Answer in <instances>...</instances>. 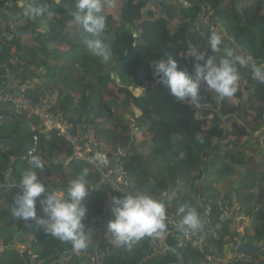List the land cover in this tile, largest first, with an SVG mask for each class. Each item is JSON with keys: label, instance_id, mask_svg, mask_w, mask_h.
I'll return each mask as SVG.
<instances>
[{"label": "trees", "instance_id": "obj_1", "mask_svg": "<svg viewBox=\"0 0 264 264\" xmlns=\"http://www.w3.org/2000/svg\"><path fill=\"white\" fill-rule=\"evenodd\" d=\"M102 3L107 17L104 32L93 36L79 21L80 30L69 38L65 36L67 26L58 16L73 13L75 0H0V65L13 73V83L41 82L27 86V98L38 102L44 95L51 98L55 94L56 102L51 110L61 112L81 133L92 131L94 138L108 149L109 156L119 149L125 151L122 162L130 174L128 193L151 196L164 204L167 216L175 215L180 220L181 207L195 208L203 221L209 206L211 227L202 226L206 235L199 252L202 261L208 256L222 257L224 247L240 237L234 226L237 228L242 222L244 240L253 238L259 243L251 264H264V188L261 186L264 171L257 179L256 172L262 170V165L256 163L255 156H249L247 148L254 145L253 135L264 127V98L259 96L258 103H252L236 92L234 98L239 102L234 103L233 98L222 99L202 85L199 106L188 100L178 101L165 86L157 83L151 67V63L171 56L194 77L196 61L190 56L193 47L208 56H216L217 61L227 47L233 50L231 59L239 76L247 78L245 88L252 90L258 81L252 78L250 68L241 67L234 57L241 52L244 57L251 56L256 64H264V0H102ZM33 4L47 5V11L33 19L28 12ZM109 7L114 13L107 11ZM204 9L212 11L213 20L226 33L224 37L220 34L223 44L219 53L210 50L209 29L203 26L198 31ZM18 14L13 26L11 16ZM176 19L179 24L170 29V23ZM68 20L76 22L73 15ZM14 29L29 35L2 38ZM28 38L32 44L27 43ZM96 39L110 50L107 60L88 51L87 42ZM50 42L54 45L53 52L49 49ZM65 43L70 44L69 49L60 51L58 46ZM138 89L143 92L138 93ZM231 118L234 119L229 132L225 123ZM111 122L113 128L106 129ZM1 123L7 125L0 129V183L5 174L11 172V177L10 186L0 192V221L4 214L9 216V211L2 209L3 202L15 209L21 175L30 168L28 152L33 148V134L28 136L27 132L31 126L42 130L38 119L16 113L11 104L0 105ZM231 136L236 139L230 141ZM243 139L247 140L241 143ZM142 149L149 151L147 157ZM72 150V145L56 132L39 134L38 153L44 167L34 170L49 191L66 192L71 180L88 169L89 188H98L84 202L87 207L84 223L88 230L92 220L104 213L112 215V197L124 195L101 185L100 177L91 172L86 162L71 160ZM152 162L158 163L155 173L149 169ZM239 169L243 170L242 183L237 189L234 187L239 184L231 188L232 183L228 193H224V180ZM164 192L169 196L162 199ZM222 201L231 202L232 213L223 208ZM237 206L239 209L235 211ZM37 214L38 218H46L39 201ZM15 221L12 217L3 225L11 229L7 230L8 236L2 231L0 264H62L66 257L65 264H96L95 253L103 257L102 264H181L179 255L173 252L153 254L152 237L115 246L106 225L96 224L89 234L83 252L92 256L87 258L76 255L70 243L38 229L33 220H21L19 227H14ZM249 222L252 226L246 231ZM212 229L218 237L213 236ZM251 231L255 232L253 237ZM17 233H20L18 244L30 238L28 252L17 249L14 243Z\"/></svg>", "mask_w": 264, "mask_h": 264}, {"label": "clouds", "instance_id": "obj_2", "mask_svg": "<svg viewBox=\"0 0 264 264\" xmlns=\"http://www.w3.org/2000/svg\"><path fill=\"white\" fill-rule=\"evenodd\" d=\"M46 11L47 5L33 4L28 8L33 19L42 16ZM72 15L76 21L82 22L84 30L93 36L103 33L106 29L107 17L103 14L102 0H75V11ZM209 44L213 53H219L223 44L222 36L212 31L209 35ZM87 49L95 56L105 60L109 58L110 50L100 39L89 40ZM190 56L196 61L194 77L180 68L171 56L151 63L157 83L165 86L178 101L188 100L199 106L202 85H206L222 99L237 92L240 77L231 59L232 49L225 47L224 55L219 61L216 56H208L195 47L190 50ZM236 62L241 67L250 68L252 78L264 84V64L250 63L246 58H237ZM28 164L30 168L23 172L19 181L13 216L18 220H33L38 229L62 242L70 243L74 252H83L87 248L89 237L84 223L87 215L84 202L94 190L89 188L86 181L88 169L85 168L81 175L71 180L66 192L49 191L34 170L43 169L41 158L29 153ZM38 201L46 218H38ZM111 212L110 216L114 219L109 221L106 229L113 238L112 243L117 247L135 243L145 237L164 235L165 206L151 196L132 194L124 195L123 198L114 196ZM179 212L183 214L180 227L186 230V235L194 234L201 229L202 221L195 208L181 207Z\"/></svg>", "mask_w": 264, "mask_h": 264}, {"label": "built area", "instance_id": "obj_3", "mask_svg": "<svg viewBox=\"0 0 264 264\" xmlns=\"http://www.w3.org/2000/svg\"><path fill=\"white\" fill-rule=\"evenodd\" d=\"M198 31L202 27H206L210 32L216 31L217 33L222 30L219 22L213 20L212 11L204 9L201 18L198 21ZM250 63H255L251 56H245ZM11 73L7 70L6 66L0 65V82L5 81L6 84H11ZM13 84V82H12ZM31 83H27L25 86L16 87L11 85V89L6 93L0 88V105L5 103H11L14 106L15 112L25 114L28 119L36 118L40 121L42 130H39L35 126H31V132L33 133V148L28 152L37 155L41 158L38 153L39 148V134L56 132L59 137H62L72 145L71 158L80 162H86L89 166L93 167L92 172L100 177L101 184L108 186L112 191L122 193L123 195L130 194L126 188L128 185V174L124 169L122 160L126 157V152L119 149L113 153L112 157L106 152L99 141L87 134L76 132V126L70 122L61 112H53L52 104L48 97H40L38 102L31 101L26 96V88ZM31 86V85H30ZM132 123H135L134 119H131ZM42 160V158H41ZM106 161V163L102 162ZM134 195V194H132ZM168 195L167 192L162 194V199H165ZM109 213H104L101 217L108 216ZM203 222L205 223L203 225ZM165 232L160 237H152V253L160 254L165 252H173L177 255L184 249L189 242L194 241L195 246L201 252L202 244L205 241V232L203 228L197 230L194 234H185V229L180 227V219L178 216L171 215L165 218ZM202 226L211 227V219L209 214H205L202 221ZM214 237H218L217 232L212 229ZM181 235L176 246L170 244L171 237H177ZM197 235V236H196ZM77 255L91 257L92 254L89 252H74ZM97 260L101 259L99 253L94 254ZM243 256V255H242ZM244 257V256H243ZM181 264H226L224 259L218 258L217 256H208L205 261L199 262H188L180 258Z\"/></svg>", "mask_w": 264, "mask_h": 264}, {"label": "rangeland", "instance_id": "obj_4", "mask_svg": "<svg viewBox=\"0 0 264 264\" xmlns=\"http://www.w3.org/2000/svg\"><path fill=\"white\" fill-rule=\"evenodd\" d=\"M24 3H20V5L22 6ZM109 13H114V9L112 8V7H109L108 8V10H107ZM70 16H72V13H68V14H66V15H59L58 16V20H60V22H62V23H64L66 26H67V29L65 30V36L66 37H72V36H74L75 35V33L77 32V31H79L80 30V26H81V24H80V22L78 21H76V22H74V21H71V20H68V17H70ZM67 21V22H66ZM216 22H217V20H216ZM177 24H179L178 23V19H176L174 22H172V23H170V25H169V27H170V29H174L176 26H177ZM219 26H220V23H219ZM221 27H222V30H220L221 31V33L219 32V34H222L223 35V37H224V35H226V33L224 32V28H223V26L221 25ZM44 28H46L45 26H44ZM206 28V27H205ZM24 37H27V36H24ZM26 41H27V43H29V44H32V39L31 38H28V39H26ZM228 40H226V42H227ZM225 42V43H226ZM52 42H50V47H49V49L53 52V51H55L54 50V45H52L51 44ZM69 45L70 44H68V43H65V44H62V45H59L58 46V48H59V50L60 51H66V50H68L69 49ZM237 58H244V56H243V54L241 53V52H238L236 55H235V57H234V60H235V62H236V60H237ZM50 62L51 63H54L53 62V60L52 59H50ZM8 71H9V69H7ZM10 72V71H9ZM11 73V72H10ZM60 73H62V72H60ZM240 77V76H239ZM11 79H13V82H14V75H13V73H11ZM11 81V80H10ZM246 78H245V76L243 77V76H241L240 77V79H239V84H238V90H237V92H241L242 93V95H243V100H247V101H252V103H258L257 102V100L259 99V96L262 98H264V84H261V83H259V82H257V85L256 86H254L253 87V89L252 90H250V89H246L245 87H246ZM4 82V84H6V82L5 81H3ZM27 83H31L30 85L33 87V86H35V85H39L40 83L38 82V80H36V81H32V80H29V81H27ZM27 83L25 84V85H27ZM7 85V87H8V85L10 86L11 84H9V83H7L6 84ZM14 85L16 86V87H21V86H25V85H23L22 84V82H21V80H19V81H16L15 83H14ZM0 88L1 89H3L2 88V83H1V85H0ZM10 90V89H9ZM3 91H4V89H3ZM143 92V90L142 89H138V93H142ZM53 96H51V98H49L50 99V101L51 102H53V104L56 102V95L55 94H52ZM46 95H44V96H42V97H45ZM47 97V96H46ZM231 98H233V100H234V103H238L239 102V100L238 99H235L234 98V95L233 96H231ZM258 98V99H257ZM250 99H252V100H250ZM243 103V102H242ZM7 104H11V103H5V104H3V105H7ZM52 104V105H53ZM11 106H12V108L14 109V106L11 104ZM14 111H15V109H14ZM130 119V118H129ZM233 119L234 118H231V119H227L226 120V123H225V127L227 128V130L229 131V132H231L232 131V124H233ZM41 124V123H40ZM6 125H7V123H5V124H3V123H1L0 124V129H3V128H5L6 127ZM75 125V124H74ZM76 126V132H79V133H81V129L77 126V125H75ZM113 126H114V123H109L108 125H107V127H106V129H112L113 128ZM30 133H32L31 132V127H30V130H28V132H27V135L29 136L30 135ZM33 134V133H32ZM88 134L89 135H91V136H93L94 137V135H93V132L92 131H90L89 130V132H88ZM254 134V133H253ZM96 139V138H95ZM236 139V137L235 136H231L230 137V141H234ZM247 139H243V140H241V143H243V142H245ZM96 141H98L97 139H96ZM253 142H254V145H249L247 148H248V153H249V156H255L256 157V163H260L261 165H262V170H258L257 172H256V178L258 179V178H260V176H261V174H262V171H264V127L259 131V132H256L254 135H253ZM240 145V144H239ZM105 150H106V147H105ZM142 152H143V154L147 157L148 156V153H149V151H147L146 149H142L141 150ZM106 152L108 153V149L106 150ZM116 151H113V153H115ZM254 157V158H255ZM157 167H158V163H156V162H152L151 163V165H150V171L151 172H153V173H155L156 172V170H157ZM89 168H90V170H91V172H92V170H93V167H91V166H89ZM163 169H165V167H163ZM93 173V172H92ZM242 173H243V170L242 169H239V170H237L236 171V174H234V176H232V177H230V178H234V180L232 181L233 182V186L231 187V188H233L234 187V185H235V183H237V184H239L238 186H236V187H234V189H237L239 186H240V184L242 183V181L240 180L241 179V175H242ZM216 176V175H215ZM236 176H237V178H236ZM211 181H213V178L209 181V182H211ZM231 182L229 183V187H228V189H231L230 188V186H231ZM208 185H210L211 186V183H208ZM262 186V188H264V184H262L261 185ZM223 191V190H222ZM228 191V190H227ZM224 192V191H223ZM225 193V192H224ZM239 193V192H238ZM107 194V196L110 198L111 197V195L110 194H108V193H106ZM243 195H245V193H243ZM234 202V204L235 203H237L236 201H233ZM262 203H264V198H263V202ZM233 204V206H235ZM261 205H263V204H261ZM261 205H259L258 207H260ZM231 211H232V208L230 209ZM229 213H231L230 211H229ZM10 218H11V216H8V214H4L3 215V218L1 219V224H0V238H1V235H3V232H4V235L6 236H8V231L11 229V228H6V227H3V225H4V223L6 224V222L7 221H9L10 220ZM18 223L19 224H21V220H19L18 221ZM251 226H252V224H250V222L247 224V228H245L246 229V231H248V228H249V230H250V228H251ZM9 229V230H8ZM234 229L237 231V228H236V226H234ZM8 230V231H7ZM3 231V232H2ZM15 231H13V233H14ZM249 234H255V232L254 231H251ZM239 238V237H238ZM238 238L236 239V241H238ZM247 241H249L250 243H255L256 241H255V239H253V238H248V239H246ZM1 243V242H0ZM30 239L28 238L24 243H22V244H16L15 243V245H16V247H17V249H19L22 253H26V252H28V250L30 249ZM0 249L2 250L3 249V247L2 246H0ZM224 252V251H223ZM232 252H233V249L231 248V249H229V250H227L225 253H224V256L225 257H227V256H229L230 254H232ZM255 256V255H254ZM254 256L253 257H251V262H252V259L254 258ZM218 257V256H217ZM103 258V257H102ZM218 258H221V259H223V255H222V257H218ZM86 261H87V259H86ZM251 262L249 261L247 264H251Z\"/></svg>", "mask_w": 264, "mask_h": 264}, {"label": "crops", "instance_id": "obj_5", "mask_svg": "<svg viewBox=\"0 0 264 264\" xmlns=\"http://www.w3.org/2000/svg\"><path fill=\"white\" fill-rule=\"evenodd\" d=\"M247 74H250V73H247ZM245 78H246V76H245ZM247 79V78H246ZM1 83H2V88L4 89V91L7 93L8 91H9V85H8V87H7V85L6 84H4V82H0V85H1ZM12 85H14V83L12 84ZM236 178H237V176H236ZM234 180V178H228V179H226V180H224V182H223V184H222V190L225 192V193H228V187H229V183L231 182V183H233L232 181ZM233 197L235 196V194L233 193V195H232ZM234 201H236V200H234ZM221 203V205L224 203V206H223V208L225 207L226 208V210L227 211H230L231 213H232V211L230 210L231 208H232V206H231V202L230 201H222V202H220ZM5 206L6 207H9V210H10V205L9 204H5ZM233 209V208H232ZM239 209V207L237 206L236 208H235V211L236 210H238ZM230 217H232V214L230 215ZM226 219V218H225ZM238 220H240V219H238ZM240 224H241V226H240ZM239 224V226L237 227V231L240 233V236H242L243 234H244V227L242 226V222ZM107 227V226H106ZM235 230V229H234ZM252 237H253V234L251 235ZM180 238H181V235H178L177 237H171L170 238V244L172 245V246H176V244H177V242H178V240H180ZM30 239V238H29ZM238 240H239V238H238ZM245 241V244L246 245H253L254 243H250L249 241H247V240H244ZM238 245V241L237 242H235V243H233V244H227L225 247H224V249H223V259L225 260V262H226V264H247L249 261H251V258H246L245 257V255H243L242 253H240V252H238L237 251V248H236V246ZM233 249V252H232V254H230L229 256H227V257H225L224 256V253L227 251V250H229V249ZM258 248H259V246H258ZM257 248V249H258ZM1 250V249H0ZM200 251H199V249L195 246V242L194 241H191V242H189L188 243V245L184 248V249H182L180 252H179V254H180V258H182L184 261H188V262H199V261H201V257H200V253H199ZM256 253H257V250H256ZM255 253V254H256ZM254 254V255H255ZM77 255V254H76ZM244 257H243V256ZM253 255V256H254ZM78 256H80V255H78ZM101 256V255H100ZM252 256V257H253ZM179 258V259H180ZM102 262H103V258H102V256H101V259L100 260H97L96 261V264H102Z\"/></svg>", "mask_w": 264, "mask_h": 264}, {"label": "water", "instance_id": "obj_6", "mask_svg": "<svg viewBox=\"0 0 264 264\" xmlns=\"http://www.w3.org/2000/svg\"><path fill=\"white\" fill-rule=\"evenodd\" d=\"M7 13H9V11H7ZM19 16H20V14H18L17 16H15V15H14V16H11V17H12V19H11V24H12L13 26L15 25V21H16L17 17H19ZM28 35H29V33L26 32V31H19V32H13V33H7V34H5L2 38H4V39H9L10 37L13 38V37H15V36H28ZM1 51H2V46H1V44H0V52H1ZM111 69H113V67H112ZM113 78H114L117 82L119 81V78H118V76H117L116 74L113 75ZM12 82H13V81H11V85H12ZM11 85L9 86V89H11ZM126 87H127L128 89H132L130 85H127ZM71 160H73V159H71ZM10 175H11V173H9V174L7 175V177H6V181L9 180ZM129 176H130V174H128V177H129ZM101 185H102V184H101ZM97 190H98V188L95 189L94 191H97ZM222 206H224V203L222 204ZM207 209H208L207 214H209V209H210V207L208 206ZM113 219H114L113 216L108 215V216H104V217H101V218H98V219H94V220H92V221H91V226H90L89 229L87 230L88 234H90V233L92 232V230H93V228H94V226H95L96 224H99V225H107V224L109 223V221H111V220H113ZM227 219H228V218H226L225 221H226ZM204 224H205V223L203 222V225H204ZM240 225H241V224H240ZM258 246H259V243H258V242H255L253 245H246L243 236H240V238H239V240H238V245L236 246V248H237V251L240 252V253H242L243 255H245L246 258H251V257L256 253V250H257ZM83 251H84V250H83ZM66 259H67V257H66L65 259L61 260V263H62V264H65Z\"/></svg>", "mask_w": 264, "mask_h": 264}, {"label": "flooded vegetation", "instance_id": "obj_7", "mask_svg": "<svg viewBox=\"0 0 264 264\" xmlns=\"http://www.w3.org/2000/svg\"><path fill=\"white\" fill-rule=\"evenodd\" d=\"M11 173V172H10ZM9 174V173H8ZM8 174H5V177H4V179H3V181L0 183L1 185H0V192L2 191V190H4L6 187H8V186H10V177H11V175H10V177H9V180L8 181H6V177H7V175ZM5 204H7L6 202L4 203L3 202V210H6V211H9V216H11V218L13 217V218H15L14 216H13V211H14V209H12L13 208V206H10V210H9V207H6L5 206ZM16 219V221H15V223H13L14 224V227H19V223H18V219L17 218H15ZM10 221V220H9ZM9 221H7V222H9ZM6 222V223H7ZM19 237H20V233L18 234H16L15 235V239H14V243H16L17 244V242H18V239H19Z\"/></svg>", "mask_w": 264, "mask_h": 264}]
</instances>
